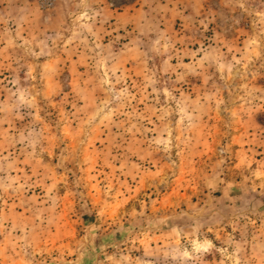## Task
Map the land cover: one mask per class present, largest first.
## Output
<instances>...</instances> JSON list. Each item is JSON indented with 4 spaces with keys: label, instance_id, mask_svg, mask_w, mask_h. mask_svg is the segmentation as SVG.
<instances>
[{
    "label": "rangeland",
    "instance_id": "374dc122",
    "mask_svg": "<svg viewBox=\"0 0 264 264\" xmlns=\"http://www.w3.org/2000/svg\"><path fill=\"white\" fill-rule=\"evenodd\" d=\"M22 9L0 264H264V0Z\"/></svg>",
    "mask_w": 264,
    "mask_h": 264
},
{
    "label": "crops",
    "instance_id": "0c3cea01",
    "mask_svg": "<svg viewBox=\"0 0 264 264\" xmlns=\"http://www.w3.org/2000/svg\"><path fill=\"white\" fill-rule=\"evenodd\" d=\"M29 0H0V29H5L13 26H19L17 16L13 14L22 13V7ZM12 21H15L11 23Z\"/></svg>",
    "mask_w": 264,
    "mask_h": 264
},
{
    "label": "built area",
    "instance_id": "2783aa9c",
    "mask_svg": "<svg viewBox=\"0 0 264 264\" xmlns=\"http://www.w3.org/2000/svg\"><path fill=\"white\" fill-rule=\"evenodd\" d=\"M40 3L44 9H49L54 5V0H40Z\"/></svg>",
    "mask_w": 264,
    "mask_h": 264
}]
</instances>
